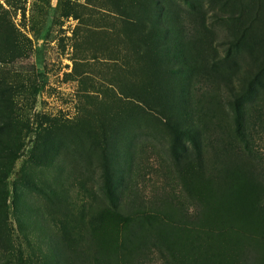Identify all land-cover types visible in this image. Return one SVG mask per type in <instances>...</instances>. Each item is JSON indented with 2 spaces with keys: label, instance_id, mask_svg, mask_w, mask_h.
<instances>
[{
  "label": "rangeland",
  "instance_id": "rangeland-1",
  "mask_svg": "<svg viewBox=\"0 0 264 264\" xmlns=\"http://www.w3.org/2000/svg\"><path fill=\"white\" fill-rule=\"evenodd\" d=\"M0 264H264V0H0Z\"/></svg>",
  "mask_w": 264,
  "mask_h": 264
}]
</instances>
